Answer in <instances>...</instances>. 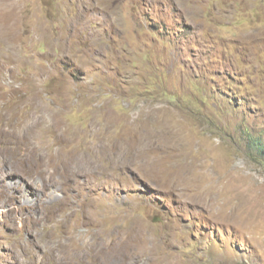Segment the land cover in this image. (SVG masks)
<instances>
[{
  "label": "rangeland",
  "instance_id": "rangeland-1",
  "mask_svg": "<svg viewBox=\"0 0 264 264\" xmlns=\"http://www.w3.org/2000/svg\"><path fill=\"white\" fill-rule=\"evenodd\" d=\"M252 135L264 0H0V264H264Z\"/></svg>",
  "mask_w": 264,
  "mask_h": 264
},
{
  "label": "trees",
  "instance_id": "trees-1",
  "mask_svg": "<svg viewBox=\"0 0 264 264\" xmlns=\"http://www.w3.org/2000/svg\"><path fill=\"white\" fill-rule=\"evenodd\" d=\"M254 138L255 145L257 147V150L260 152H264V138L263 137H257L256 135H252Z\"/></svg>",
  "mask_w": 264,
  "mask_h": 264
},
{
  "label": "water",
  "instance_id": "water-1",
  "mask_svg": "<svg viewBox=\"0 0 264 264\" xmlns=\"http://www.w3.org/2000/svg\"><path fill=\"white\" fill-rule=\"evenodd\" d=\"M155 221V220H154Z\"/></svg>",
  "mask_w": 264,
  "mask_h": 264
}]
</instances>
